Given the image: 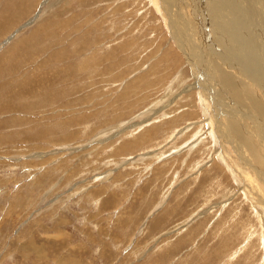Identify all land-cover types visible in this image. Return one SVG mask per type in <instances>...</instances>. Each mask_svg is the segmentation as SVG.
Instances as JSON below:
<instances>
[{
  "label": "rangeland",
  "instance_id": "obj_1",
  "mask_svg": "<svg viewBox=\"0 0 264 264\" xmlns=\"http://www.w3.org/2000/svg\"><path fill=\"white\" fill-rule=\"evenodd\" d=\"M214 1L0 0V264H264V118L222 81L264 109V0Z\"/></svg>",
  "mask_w": 264,
  "mask_h": 264
},
{
  "label": "bare ground",
  "instance_id": "obj_2",
  "mask_svg": "<svg viewBox=\"0 0 264 264\" xmlns=\"http://www.w3.org/2000/svg\"><path fill=\"white\" fill-rule=\"evenodd\" d=\"M214 1V0H213ZM225 1V0H224ZM215 2V1H214ZM216 2H218V0H216ZM215 2V3H216ZM239 2V1H238ZM241 2V1H240ZM239 2V3H240ZM226 3V2H225ZM242 3H243V1H242ZM229 4V3H228ZM228 4H226V5H228ZM26 5V4H25ZM225 5V6H226ZM214 6V5H213ZM230 6H231V4H230ZM229 5H228V7H230ZM243 6V5H242ZM29 7V6H28ZM245 7V6H244ZM21 8V7H20ZM230 9H231V7H230ZM229 8H228V10H230ZM245 9H247L246 7H245ZM21 10H23V9H21ZM207 10V9H206ZM228 10H227V12H228ZM234 10V9H233ZM247 12V11H246ZM229 13V12H228ZM233 13H235L234 11H233ZM249 13V12H248ZM247 13V14H248ZM236 14V13H235ZM230 15H232L231 14V12H230ZM249 15V14H248ZM254 16L253 14H251L250 13V15L249 16ZM256 16V15H255ZM254 16V17H255ZM234 17V16H233ZM253 17V18H254ZM227 18H229V17H227ZM256 18V20H260V23H261V21H262V18H260V16L258 17V18H260V19H257V17H255ZM254 18V19H255ZM234 19V18H233ZM220 20V19H219ZM254 21V20H253ZM258 21H257V24H258ZM256 24V25H257ZM262 24V23H261ZM215 25V24H214ZM240 25H241V23H240ZM263 26V24L260 26V27H262ZM242 27V26H241ZM237 28V27H236ZM41 29V26L40 27H38L36 30H40ZM35 30V31H36ZM214 30V29H213ZM229 30V29H228ZM215 31V30H214ZM220 31L222 32L223 30H222V28L220 27ZM244 31V30H243ZM34 32V31H33ZM245 32V31H244ZM226 33V32H225ZM228 33V32H227ZM248 33V32H247ZM219 34V33H218ZM230 34V33H229ZM259 34H260V32H259ZM214 35V34H213ZM228 35V34H227ZM230 35H232L233 36V34H230ZM260 36V35H259ZM243 38H244V36H242ZM251 38V37H250ZM264 38V37H263ZM222 39L224 40V42H226V38L225 37H222ZM258 39V38H257ZM260 39V38H259ZM23 40V39H22ZM247 40H246V38H245V42H246ZM263 41H264V39H263ZM25 42H27V41H24L23 43H25ZM240 42V41H239ZM243 42V41H242ZM262 42V41H261ZM244 43V42H243ZM26 44V43H25ZM196 45V44H195ZM214 48V47H213ZM191 49V48H190ZM243 49H244V46H243ZM206 50V49H205ZM233 50V49H232ZM255 51V50H254ZM259 51V50H258ZM239 52H242L241 50L239 51ZM253 52V51H252ZM262 52V51H261ZM242 55H243V53H241ZM245 54V53H244ZM35 55V54H34ZM203 55H205L203 52H202V56ZM247 55V54H246ZM245 55V56H246ZM259 55V54H258ZM257 55V56H258ZM263 55H264V53H263ZM31 56V55H30ZM253 56V55H252ZM262 56V55H261ZM21 57V56H20ZM32 57V56H31ZM236 57V56H235ZM238 57V56H237ZM240 57V56H239ZM243 57V56H242ZM248 57V56H247ZM259 57V56H258ZM264 57V56H263ZM15 58V57H14ZM29 58V57H28ZM244 58V57H243ZM260 58V57H259ZM16 59V58H15ZM246 59V58H245ZM252 59L253 58H251V61H252ZM29 60H30V58H29ZM108 60V59H107ZM248 60V59H247ZM262 60V62H263V58L261 59ZM260 60V61H261ZM4 61V60H3ZM49 61H51V60H49ZM246 62V61H245ZM25 63V62H24ZM264 63V62H263ZM49 64V63H48ZM213 64V66H215L216 67V64H214V63H212ZM19 65H20V63H19ZM248 65H249V63H248ZM251 65V64H250ZM264 65V64H263ZM246 66V65H245ZM244 66V68H245V70H248V68H249V66H248V68L246 69V67ZM3 67V66H2ZM1 67V68H2ZM223 67V66H222ZM254 68V67H253ZM4 69V68H3ZM12 69V68H11ZM205 69V68H204ZM217 69V68H216ZM221 69V68H220ZM225 69V68H224ZM207 70V69H206ZM226 70V69H225ZM251 70V69H250ZM249 70V72L251 73V71ZM254 71L256 70V69H253ZM252 70V71H253ZM2 71V70H1ZM9 71V70H8ZM208 71V70H207ZM257 71V70H256ZM259 71V70H258ZM260 71H263L262 69L260 70ZM217 72V71H216ZM234 72H236V71H234ZM10 73V72H9ZM208 73V72H207ZM264 73V72H263ZM219 74V73H218ZM224 74V73H223ZM221 75V74H220ZM257 75V74H256ZM261 75H262V73H261ZM260 75V76H261ZM17 76H19V75H17ZM204 76H206V72H205V75ZM224 76V75H223ZM245 76V75H244ZM247 76V75H246ZM254 76V75H253ZM252 76V77H253ZM258 76V75H257ZM257 76H256V78H257ZM259 76V77H260ZM16 77V76H15ZM264 77V76H263ZM17 78V77H16ZM19 78V77H18ZM20 78H21V76H20ZM206 78V77H205ZM246 78V77H245ZM248 78V77H247ZM262 78V77H261ZM22 79V78H21ZM20 79V80H21ZM253 79V78H252ZM259 79V78H258ZM257 79V80H258ZM18 80V79H17ZM28 80V79H27ZM246 80V79H245ZM248 80V79H247ZM254 80H256V79H254ZM262 79H260L259 80V82H261V84H262V89L264 90V80H263V82L261 81ZM26 81V80H25ZM222 81H223V83L224 82H229L230 84H231V88H232V90L233 91H235V92H239L238 91V89H237V87H236V85L239 87V89H240V92H239V94L242 96V94L244 93V94H246L247 96H249L252 100H253V102H254V105H257L259 108H258V112H260L261 113V115L263 116V118H264V109H262V107H261V102L258 104L257 103V97L256 96H254V93H253V89H252V86H251V84L248 82V84L245 82V81H243L242 79H240V77L238 76V73L236 72V73H234L233 75H229V76H224V78L222 79ZM238 81V82H237ZM20 82V81H19ZM27 82V81H26ZM206 82V81H205ZM240 82H243V84L242 83H240ZM253 82V81H252ZM250 84V85H249ZM255 84H256V82H255ZM9 85V84H8ZM202 85H204V82H202ZM206 85V84H205ZM205 85H204V87L202 88L203 90H204V88L206 89V87H205ZM253 85V84H252ZM256 85H258V83L256 84ZM9 86H11V85H9ZM8 86V87H9ZM225 86V85H224ZM6 87V86H5ZM7 87V88H8ZM43 87V86H42ZM1 88V87H0ZM9 90V89H8ZM27 90H28V87H27ZM228 90V89H227ZM5 91V90H4ZM26 91V90H25ZM8 92V91H7ZM5 93V92H4ZM23 94H24V92H22ZM6 94V93H5ZM234 94V93H233ZM237 93H235V95H236ZM42 95V94H41ZM69 95V94H68ZM19 96V95H18ZM21 96H22V94H21ZM255 97V98H254ZM19 98H21V97H19ZM240 98V97H239ZM256 99V100H255ZM63 100V99H62ZM50 101V100H49ZM21 105V104H20ZM260 105V106H259ZM206 106V105H205ZM257 106H256V109H257ZM24 107V106H23ZM207 107V106H206ZM13 110V109H12ZM14 111V110H13ZM18 111V110H17ZM12 112V111H11ZM63 113V112H62ZM224 118V117H223ZM227 119V118H226ZM225 118H224V120H226ZM229 119V118H228ZM230 121V120H229ZM225 122H227V121H225ZM231 122H233V121H231ZM220 124V123H219ZM224 124V123H223ZM225 124H227V123H225ZM220 126V125H219ZM230 128H231V123H230ZM235 124H234V126H233V128H235ZM224 127V126H223ZM228 127V126H227ZM229 128V129H230ZM222 129V128H221ZM230 130H232V129H230ZM230 130H229V132H230ZM223 131H226V130H223ZM224 133V132H223ZM224 139V138H223ZM248 191V190H247ZM259 199V198H258ZM257 203V202H256ZM163 217V216H162ZM165 220V219H164ZM252 232V231H251ZM249 234H251V233H249ZM254 234H255V232H254ZM253 234V235H254ZM252 235V234H251ZM252 235V236H253ZM249 236V235H248ZM252 236H250V237H252Z\"/></svg>",
  "mask_w": 264,
  "mask_h": 264
}]
</instances>
